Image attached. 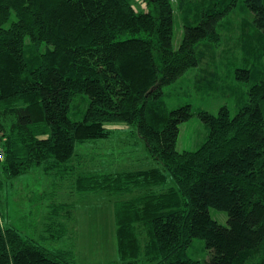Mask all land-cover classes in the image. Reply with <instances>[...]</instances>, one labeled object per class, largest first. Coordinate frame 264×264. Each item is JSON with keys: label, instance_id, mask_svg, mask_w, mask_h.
Returning <instances> with one entry per match:
<instances>
[{"label": "trees", "instance_id": "obj_1", "mask_svg": "<svg viewBox=\"0 0 264 264\" xmlns=\"http://www.w3.org/2000/svg\"><path fill=\"white\" fill-rule=\"evenodd\" d=\"M146 2L135 9L132 0H0L2 174L11 180L33 167H74V190L113 200L123 264H264V70L233 115L226 105L216 114L198 110L207 134L194 150L177 148L191 105L170 109L163 100L164 86L198 64L196 45L217 41L236 0L203 5L177 46L172 1ZM244 3L264 32V0ZM237 71L249 79L248 69ZM82 94L87 106L75 120L72 101ZM115 123L127 124L159 166L79 171L75 145L108 136ZM212 207L226 212L225 224ZM48 220L45 227L56 225ZM14 225L0 219V264H74L45 246L53 233L39 242ZM194 238L207 258L187 255Z\"/></svg>", "mask_w": 264, "mask_h": 264}, {"label": "rangeland", "instance_id": "obj_2", "mask_svg": "<svg viewBox=\"0 0 264 264\" xmlns=\"http://www.w3.org/2000/svg\"><path fill=\"white\" fill-rule=\"evenodd\" d=\"M171 1L174 13L173 44L177 46L181 39L183 24L185 22L194 23L202 6L209 5L213 0ZM229 1L219 0L221 2L219 4L224 5ZM132 3L135 9H146V0H132ZM252 17L253 13L246 7L244 0H236L233 9L218 24L219 37L217 41L203 40L196 45L199 55L198 64L187 69L174 82L164 86L163 100L168 108L172 109L189 103L192 109L191 117L180 124L177 139L178 149L194 150L204 141L207 130L199 119L198 110L204 109L216 114L221 106L226 105L233 115L247 100L249 87L261 77L264 70V32L262 28H258L252 23ZM238 69H248L249 79L242 80L237 77L240 74ZM86 98L84 94L74 96L69 113L72 119H82L87 106ZM131 129L134 130L136 127L132 126ZM127 139L129 142L121 144L119 149L110 152L119 161L123 160L121 157L125 154L128 156V160L119 164L124 165L129 162L131 165H136L135 163H137V167L147 168L159 166L148 152L142 150V146H145L143 141L141 145L138 142L135 144L133 137L128 136ZM95 143V141H91L90 144L95 145ZM130 148L131 152H127L130 151ZM143 154L148 157L143 158ZM66 173L69 174L68 169L56 172L58 186L61 187L62 181L65 179L62 177H66ZM58 178L62 179L61 182L58 181ZM0 181L1 221L3 219V222L6 220L9 222L12 219L17 223L13 225L22 234L33 236L39 242L42 234L47 236L41 232L42 226L46 222L45 218H56L58 224L60 222L58 218H71L72 212L75 213V218H109V214L110 218H113L112 212H109V209L105 207L107 204H102L103 201H101L104 206L102 208L98 202L100 197L95 199L100 206L96 207V210L92 209L91 212L88 209L87 216L82 215L83 211L78 207L86 206V201L83 200L85 194L81 191H73V188L71 191V201L73 202L65 203L62 206L50 202L48 199L51 196V190L48 189L52 183V175H45L33 168L28 170V173L6 180L0 166ZM168 181V184L172 183L171 178ZM44 193L49 195L46 198L47 203H50L49 211L47 206H44ZM55 193L56 198L61 194L60 191ZM75 203L78 205L77 207ZM71 206L74 207L73 211H71ZM210 215L219 223H226L225 211L212 207ZM57 246L64 247L65 245L59 242ZM85 248H87L85 250L87 256L80 253V250ZM73 249L76 251L74 253L75 264H88L91 261L103 264L108 259H114L113 261L117 264H123L121 260H118L115 238L113 237L97 239L89 236L76 241ZM207 252L204 241L199 238H194L187 247V255L191 258L205 259L208 255Z\"/></svg>", "mask_w": 264, "mask_h": 264}, {"label": "crops", "instance_id": "obj_3", "mask_svg": "<svg viewBox=\"0 0 264 264\" xmlns=\"http://www.w3.org/2000/svg\"><path fill=\"white\" fill-rule=\"evenodd\" d=\"M109 127H110V130H109L108 136L103 137V138L94 139V140H88L86 142H79L77 143V147L75 145V156H74L73 162L76 164V160H75L76 157L79 159V163H78L79 171H88V172H95V173L97 172V173H103V174H116L121 171L147 170V169L156 167V166L148 167V168L147 167H137V163H135L136 165L134 164L131 165V163L129 162L125 163L124 165L119 164L120 162L124 160H128V156L125 154L123 157H121V159L123 160L119 161L116 159V157L112 156L110 152L112 150L119 149L121 144L125 142H129L127 137L128 136L131 137L132 133L130 131L129 126L125 123H115V124L109 125ZM132 137L134 138L133 142L135 144L137 142L139 144L142 143V140H139V137H137V135L136 137L134 136ZM91 141H95L96 142L95 145L90 144ZM127 152H131V148H130V151H127ZM142 157L147 158L148 156L146 154H143ZM33 169L43 172L45 175H50V176L52 175V183L49 185L50 187L48 189V190H51V196L44 193V200H45L44 206H47L48 211H49V204H50V203H47L46 201V198H48V196H49L48 200H50V202L54 204L57 203V205L61 203L65 204V203L73 202L71 201L72 184L75 183V176L77 175L74 167L70 169L71 171H69V174H67L66 177H62L65 179H63L62 181L61 187L56 184V178H57L56 173H46L42 167H33ZM61 180L62 179L58 178L59 182H61ZM57 187L58 188L60 187V189H57ZM166 187L167 185H163L160 187V190L166 189ZM56 191L61 192L60 196L57 198H56V193H55ZM83 194H85L83 200L86 201V206L82 205V208L78 207V209L83 211L81 212L82 215L84 214L85 216H87L88 209H89V212L96 210L97 209L96 207L100 206L101 201H103L102 204L103 203L107 204L105 207L109 209V212H112L113 218H110V214H109V218H75V213L73 214L72 212L71 218H58L60 221L59 224L57 222H56V225L53 223V227L51 228L45 227L43 224L42 230H41L42 233H44L45 235L47 232H48L47 233L48 235L53 233L52 235H50L51 236L50 241L46 242L45 246L52 250L63 251L67 253L70 261L74 263L75 262L74 253L76 251L73 249V247L75 246L76 241H78L79 239H84L89 236L96 237L97 239H106V238L108 239V238L113 237L115 238L116 250H117L118 257H119V253L117 249V236H116L117 227H116L115 217H114L113 200L104 191L103 192L102 191L100 192L85 191L83 192ZM96 197H100L98 201L100 204H98L97 201H95ZM75 205L76 207L78 206L76 203ZM72 206H73V203H72ZM103 207L104 206L102 205V208ZM73 210H74V207L71 208V211ZM45 219L47 222L50 221L48 220L50 218H45ZM12 221L13 220L10 219V222H8L7 220L6 222H3V219H2L3 224L11 223L13 225L14 223ZM89 233H91L92 235H90ZM59 242L64 244L65 246L64 247L57 246ZM85 250H87V248H85L84 250H80V253L84 256H87V253ZM113 260L114 259L112 260L108 259V261H106L105 263L103 262V264L116 263ZM88 264H96V263L91 261Z\"/></svg>", "mask_w": 264, "mask_h": 264}]
</instances>
